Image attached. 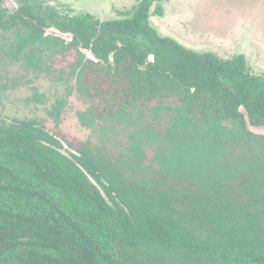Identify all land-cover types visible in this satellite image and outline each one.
Here are the masks:
<instances>
[{"label":"trees","instance_id":"trees-1","mask_svg":"<svg viewBox=\"0 0 264 264\" xmlns=\"http://www.w3.org/2000/svg\"><path fill=\"white\" fill-rule=\"evenodd\" d=\"M137 1L102 21L46 0H20L11 13L0 0V33L15 37L0 51L76 78L95 117L149 105L167 116L164 132L142 129L118 154L72 147L43 121L0 117V264H264V137L240 112L264 126V76L244 55L223 59L161 36L150 24L164 15L152 10L158 0ZM72 53L68 69L54 68L55 56ZM62 105L49 112L57 126ZM152 139L162 147L149 158Z\"/></svg>","mask_w":264,"mask_h":264},{"label":"rangeland","instance_id":"rangeland-1","mask_svg":"<svg viewBox=\"0 0 264 264\" xmlns=\"http://www.w3.org/2000/svg\"><path fill=\"white\" fill-rule=\"evenodd\" d=\"M10 1L21 6L20 0ZM137 2L46 0L45 4L64 15L90 13L106 21L118 19L120 11L131 9ZM157 5L164 9V15H153L150 24L161 36L175 39L190 50L212 52L223 59L244 55L252 73L264 76V0H158L152 10ZM14 39L12 33H0V50L8 51ZM53 59L55 69H68L75 55H57ZM58 100L63 101L59 126L49 115ZM96 104L79 92L76 78L27 68L24 62L0 51L1 118L43 121L61 139L65 136L72 147L78 142H90L113 154L123 152L132 141L131 135L142 129L153 127L155 134L165 131V110L158 111V118L154 105L131 108L123 119L117 120L96 118ZM81 115L87 124L82 123ZM161 143L160 139H152L145 146L149 158L161 150ZM68 150L74 152L72 148Z\"/></svg>","mask_w":264,"mask_h":264},{"label":"water","instance_id":"water-1","mask_svg":"<svg viewBox=\"0 0 264 264\" xmlns=\"http://www.w3.org/2000/svg\"><path fill=\"white\" fill-rule=\"evenodd\" d=\"M15 1V0H14ZM4 8H6V9H8V10H10V11H18L19 10V8H20V6L18 7V6H16V4H12V2L10 1V0H4ZM48 34H52V35H54V36H57V37H61V38H63V39H65V40H68L69 42L70 41H72V39H73V36L71 35V34H62L61 32H59L58 30H56V29H51V30H49L48 31ZM83 52L84 53H86V55L90 58V59H92V60H95V61H97L96 60V58H95V56H94V54L92 53V52H90V51H85V50H83ZM153 60V59H152ZM240 112L244 115V117H245V122H246V125H247V130L250 132V133H252L253 135H255V136H258V137H264V126H254L252 123H251V120H250V116H249V113L247 112V110L244 108V107H241L240 108ZM64 147H65V149H69V147L68 146H66L65 144H64ZM63 153H65V151H63ZM88 177L90 178V180H92L91 179V177L88 175ZM92 182H94L93 180H92ZM94 184L98 187V189L99 190H101V188L94 182ZM102 192V194H103V196L105 197V198H107L106 197V195L104 194V192L103 191H101Z\"/></svg>","mask_w":264,"mask_h":264}]
</instances>
